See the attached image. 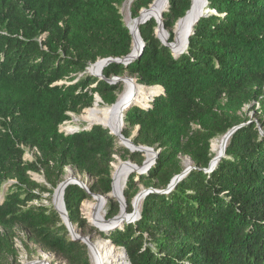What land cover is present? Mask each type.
I'll list each match as a JSON object with an SVG mask.
<instances>
[{"label": "trees", "instance_id": "16d2710c", "mask_svg": "<svg viewBox=\"0 0 264 264\" xmlns=\"http://www.w3.org/2000/svg\"><path fill=\"white\" fill-rule=\"evenodd\" d=\"M123 2L0 0V264L17 254V224L68 264H92L88 246L72 239L53 203L41 202L44 194L52 196L68 166L91 177V192L108 194L115 154L129 155L139 165L145 160L140 151L120 146L102 125L61 131L70 113L93 105L95 93L109 105L118 99V86L86 69L98 59L131 52ZM152 2L133 0L132 17ZM190 6L191 0H169L164 25L170 42L173 26ZM208 7L183 53L175 56L162 43L152 18L140 25L145 41L140 57L103 71L107 78L128 72L138 83L165 89L150 108L133 105L124 118L126 137L139 127L133 142L160 149L148 173L130 175L124 190L127 211L134 210L139 183L165 190L183 171L180 154L194 163L170 192L145 197L140 219L108 234L99 231L125 248L131 264H264V134L259 127L264 130V120L239 128L226 155L205 171L214 158L212 140L247 122L235 110L259 99L264 89V0H209ZM74 72L76 82H61ZM224 94L231 112L221 105ZM195 123L201 128L193 129ZM26 147L38 149L35 160L25 159ZM34 172L43 173L46 182L36 181ZM88 197L75 184L65 192L69 217L80 228L87 224L81 204ZM120 208L118 200H110L107 219Z\"/></svg>", "mask_w": 264, "mask_h": 264}, {"label": "water", "instance_id": "95a60500", "mask_svg": "<svg viewBox=\"0 0 264 264\" xmlns=\"http://www.w3.org/2000/svg\"><path fill=\"white\" fill-rule=\"evenodd\" d=\"M132 2H133V0H130V5L132 4ZM208 5H209V0H198L197 2L195 0H191L190 9L177 22V26L180 24H183V23L185 24L184 41L182 43H179L177 38H174V41L170 42L169 40L164 39L161 35V33L163 31L167 32V30L165 29V25H164V13L168 10L169 0H153V2L149 5V7L141 9L138 16H136L134 18L132 17V20L137 27L136 33H134V31L132 30V27L129 24H126L127 27L129 28L130 34L132 35V38H133L131 52L128 55L123 56V57H117V58L108 57V58L98 59L93 65L99 64L100 70L97 73H92V74L97 76L99 79H104V80L108 81L111 84L115 83L116 81H121V80H125V81L131 80V81L137 83L136 78H125V79H122L120 77L107 78L104 75L103 71H104V68L107 67L111 63L124 64L125 66H127L128 64L133 62L135 59L140 57V55L142 54L144 47H145V41H144V39L141 35V32H140V25L144 24L148 20L154 18L158 23V26L156 28L157 37L162 41V43L164 45L169 46L172 49L174 55L177 56V55L183 53L187 49V47L189 45V38L194 32V26L198 22V20L202 16L207 15L211 11L210 8L208 7ZM194 9H195V12L193 11ZM131 16H132V13H131ZM175 34H176V32H175ZM176 37H177V34H176ZM144 85H146V84H144ZM146 86L147 87L159 86L162 88V92L160 94H165V89L161 85H153V86L146 85ZM160 94H158V95H160ZM154 99H155V97L152 99V102L154 101ZM98 101L104 102L103 99L98 96L94 105ZM117 103H118V101H116L111 106H114ZM151 106H152V104H150L147 107H142V106H140V107L147 109V108H150ZM129 109H130V107L128 106L126 108V111L124 113H121V115H120V127H119L117 132H112L109 129V127H107L106 125L101 124V123H95L92 125H87L83 129H91L96 124L102 125L104 128L109 129L110 133L116 135L119 138L120 143L122 145H124L126 148H128L131 152H135V151L150 152L152 154L150 163L149 164L147 163L148 162L147 159H145L141 165L134 163L132 161H121L119 167L118 168L114 167L115 170H114V172H112V178H113L112 191L109 192L108 194H98V193L91 192L88 184L76 176H72L71 178H67V179L61 181L57 185V187L54 189V192L52 194L53 205L56 208V210L60 213L64 223L66 224V226L69 230V233H70L72 239L84 242L88 246V248H91L94 244L89 240L88 236H81L80 234L77 233V226L72 223V221L69 217L67 208H66L65 192H66V189L69 185H71V184L79 185L80 187L84 188L88 194H90L94 199H97L98 201L109 196L112 192H115L112 195V198H114L120 202V204H121L120 215L122 217L120 218L119 222L116 220L118 216H115L114 218L105 220L107 227L99 228V230L108 234L111 230H115L117 228L123 229L125 223H127V224L133 223V222L137 221L138 219H140L141 210L137 209V204L140 200L143 201L145 199V197L152 192H157V193H168V192H170L177 185V183L180 182L186 175H188L190 173V170H192L194 168V166L187 167L180 174L176 175L171 180L168 188L165 190H158V189H155L153 187L143 188L140 192H138V194L135 196V198L133 200V208H134L133 212H131V213L127 212V210L124 208L125 207L124 191L121 193H116V191H115V180L121 178L120 177L121 176L120 168L125 166V165H129L131 168L129 171L130 175L133 173H138V174L148 173L149 169L156 163V158L158 157V155L160 153V150H156L154 147H150V146H146V145H136L133 142V136L126 137L123 134V129H124L125 124H126L124 121V118H125L126 113ZM244 125L245 124L242 123L240 125L234 126L226 134H224L222 136L221 153L218 156H215L211 160L209 167L206 168L205 171L211 172L217 166V164L220 162V160L226 155V149H227V145H228L230 137L239 128H241ZM79 130L80 129H75L71 132H68V131H65V132L66 133H75V132H78ZM61 131H63V130L61 129ZM261 133H263V131H261ZM146 164H148V165H146ZM113 166H114V164H113ZM130 175H128L126 180H125V187L127 186V182H128ZM41 182H46V181L41 180ZM103 240L108 241V243H110L111 245L116 247V245L113 243V241L111 239L103 238ZM122 249L125 253V256L128 258L127 264H131V261L129 260V257H128V254H127L125 248H122ZM40 263L48 264V263H44V261L40 262Z\"/></svg>", "mask_w": 264, "mask_h": 264}, {"label": "rangeland", "instance_id": "374dc122", "mask_svg": "<svg viewBox=\"0 0 264 264\" xmlns=\"http://www.w3.org/2000/svg\"><path fill=\"white\" fill-rule=\"evenodd\" d=\"M131 5H130V0H124V2L120 5V11H121V13L123 15V19H124V21H125L126 24H128L129 18L132 17L131 16ZM177 22L175 23V25L172 28V32H174L175 38H176V34H175L176 29L175 28H177ZM165 29L167 30V32L169 34V38H170V31L166 27H165ZM92 65L93 64H91L90 66H88L87 69H86V71L89 72V69H90V67ZM80 75H82V74H80ZM70 77H72V78L65 79L64 81H61V82L72 83V82H76L79 79V77H77V75H76L75 72L72 73ZM114 77H120L122 79H125V78H136L133 75H130L128 72L124 73L122 76H114ZM73 78H75V79L72 80V81H70ZM111 78H113V77H111ZM112 84L119 87V89L117 91V94H118L117 101H118L119 98H120V96L126 91V89H127V83H126L125 80H121V81H116L115 83H112ZM98 96H99V94L98 93H95L94 103H95V101H96V99H97ZM147 101L144 102V103H142V104H136V105L146 104ZM220 102H221V105L223 107H225L228 111L231 112L230 102L228 100L227 95L224 94L222 96V99H221ZM94 103L90 107H93L94 106ZM150 104H152V102ZM100 106L101 107H107V106H111V105L106 104L104 102H101ZM90 107H87V108L83 109V111L80 114L70 113L71 118L69 120L65 121L61 125V129L63 131H66L67 130L66 129L67 127L73 126V127H76V128H78V129L81 130L84 127H86L88 125V122L87 121H84L80 117H81L82 114H84V112L86 111V109H88ZM235 112H236V115L239 116L242 120L248 119L247 122H243L245 125L248 124V123H250V122H252V121H254V122H260V120H264V89H263V91H262L259 99L252 100L250 102L244 103L243 106L240 107V108H237L235 110ZM75 118H78V120H76ZM126 126L127 125L125 124L124 129L126 128ZM192 127H193V129L201 128V126L199 124H196V123L193 124ZM259 127H260V130L263 131V134H264L263 128L260 125H259ZM137 130H138V127H135L134 130H133V133H132V136L133 137L137 133ZM221 140H222V136L213 139L212 140V144H211V150L213 148V142L219 141L221 143ZM118 144L120 146H124V145H122L120 143V140H119V143ZM141 153L144 156V158L146 159L145 152H141ZM212 153L214 154V157H215L216 153L213 150H212ZM39 154H40V152L38 151V149L36 147H33V148L26 147L25 159L28 160V161L35 160L36 157ZM120 154H122V153L115 154V161L113 162V164L115 162L116 163H119L121 161H132V162L136 163L131 158V156L127 155L126 158H122L120 156ZM157 158H156V160H157ZM179 158H180V162H181V165L183 167V170H185L186 169V160H188V159L190 160L191 158L189 156L183 155V154L182 155L180 154ZM190 161H191V165L190 166H194L193 161L192 160H190ZM113 164H112V166H113ZM114 170H115V168L113 166V172H114ZM31 174H32L33 178L36 181H38V182H41V181L36 178L37 175L42 176L43 177V180L46 181L45 176H44L43 173H35L34 172V173H31ZM71 174L73 176H76V177L80 178L81 180L85 181L88 184V186H90L91 183L93 182V180L91 179V177H89L87 174L80 173L73 166H68V167L65 168V173L63 175L62 181L65 180V179H67ZM144 174H146V173H144ZM13 182H14V180H11L10 181V183H13ZM139 187H140V191L143 188H148L145 185H143L142 183H139ZM2 195H3V192L0 193V203L3 201ZM110 200L113 201V200H116V199L109 198L108 202ZM87 201H95V199L90 195V197H88V198H86V199L83 200V202L81 204V212H82L84 218H86L87 224L83 228H80V227H78L76 225L77 226V233L80 234L81 236H88L89 237V240L94 244V243L98 242L99 240H102L104 237L99 234V231L100 230L98 229L97 225L95 223L93 224L91 222V220L89 219V217L87 216V213H86L87 211H86L85 206H84V203L87 202ZM41 202L44 203V204H46V205H49V204L53 203V196H49L48 193H45L44 194V198L42 199ZM108 202H107V204L105 206V209H104L106 220H108L107 217H106L107 216V213H108ZM32 203H38V201L37 200H34ZM142 203H143V201H142ZM142 203H141V206H140V210L142 208ZM126 206H127V209H128L127 200H126ZM120 212H121V208H120ZM120 212L116 216H119L120 215ZM14 230H15V233H16V236L14 238V244H15V247L17 248V254L14 257H11L10 258V261L8 262V264H42L40 262H43V261H44V263H48V264H68L67 261L65 259H63L62 257L57 256L56 254H54L52 252H48V251L44 250L35 241L31 240L30 237H29V235H28V233H27V231L22 226H20V225L17 224V225H15ZM111 231H113V230H111ZM115 248L118 249V250H120V251H123V249H122L123 247L116 246ZM88 249H89V253H90V257H91L92 264H94V251L92 250V247L91 248H88Z\"/></svg>", "mask_w": 264, "mask_h": 264}, {"label": "bare ground", "instance_id": "6f19581e", "mask_svg": "<svg viewBox=\"0 0 264 264\" xmlns=\"http://www.w3.org/2000/svg\"><path fill=\"white\" fill-rule=\"evenodd\" d=\"M195 1L197 2L198 0ZM193 11L195 12V9ZM128 24L132 27L134 33H136L137 27L134 24L132 17L129 18ZM175 29V32L177 34L176 38L179 43H182L184 41L185 24H180ZM161 35L164 39L169 40V34L167 32L163 31ZM99 70L100 65L98 64L91 66L89 72L97 73ZM126 83L127 89L120 96L117 104H115L114 106L101 107V102L98 101L93 107L86 109V111L84 112V114L81 115L80 118L84 121H87L88 125L101 123L109 127L112 132H117L120 127V115L121 113H124L126 111V108L128 106L131 107L136 104H142L147 100V103L143 104V106H148L152 99L162 92V88L159 86L147 87L144 84L138 82L136 83L131 80H127ZM75 119L78 120V118ZM66 129V131L71 132L78 128L70 126ZM212 150L216 153L215 156H218L222 150L221 143L219 141L213 142ZM145 154L146 159L148 160L147 163L149 164L151 161L152 154L150 152H145ZM190 160H186V168L191 165ZM120 163L121 162H115L114 167L118 168ZM130 169L131 168L129 165H125L120 168L121 178L115 180L116 193H121L125 190V180L127 176L130 175ZM72 176L73 175L71 174L68 178H71ZM36 178L40 181L43 180V177L39 175H37ZM114 193L115 192H112L109 196L99 201L95 199V201H87L84 203L85 209L87 211V216L93 224L95 223L97 225L98 228L107 227L104 209L109 198H112V195ZM3 196L4 195H2V197ZM141 203L142 200H140L137 204L138 210L140 209ZM124 208L127 210L126 199ZM121 217L122 216L119 215L116 220L119 222ZM94 244L95 245L92 246V250L94 251V264H127L128 258L125 256L124 251L116 249L113 245L108 243V241L102 239Z\"/></svg>", "mask_w": 264, "mask_h": 264}, {"label": "built area", "instance_id": "2783aa9c", "mask_svg": "<svg viewBox=\"0 0 264 264\" xmlns=\"http://www.w3.org/2000/svg\"><path fill=\"white\" fill-rule=\"evenodd\" d=\"M99 229V228H98Z\"/></svg>", "mask_w": 264, "mask_h": 264}]
</instances>
